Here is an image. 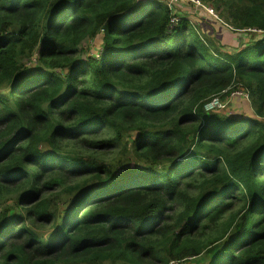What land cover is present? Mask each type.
Returning <instances> with one entry per match:
<instances>
[{
    "label": "trees",
    "instance_id": "16d2710c",
    "mask_svg": "<svg viewBox=\"0 0 264 264\" xmlns=\"http://www.w3.org/2000/svg\"><path fill=\"white\" fill-rule=\"evenodd\" d=\"M200 1L239 47L203 6L0 0V264H264V0Z\"/></svg>",
    "mask_w": 264,
    "mask_h": 264
},
{
    "label": "rangeland",
    "instance_id": "374dc122",
    "mask_svg": "<svg viewBox=\"0 0 264 264\" xmlns=\"http://www.w3.org/2000/svg\"><path fill=\"white\" fill-rule=\"evenodd\" d=\"M200 3L202 5H205L204 7L211 14H213L216 19L217 18L219 19V20L217 19L216 22H218V21L220 22V23L218 22L217 24H215L216 31L214 30L213 34L205 33V36H207V37H205L206 40H207V43L209 44L210 40H211L212 48L214 50H221L224 53L233 51V49H236L237 47H239L240 44H241V42L239 43V41H238L239 37L235 39L234 37L231 36V33L234 32L233 31L234 30L233 27L231 25H229V23H227V21L223 17L219 16V13L216 11V9L213 7V5L205 3V2H202V1H200ZM191 7L196 8V4H191V5L190 4H184V5H182V10L183 11L181 12V15H188V16L190 15V16H192V14L189 13L190 11H188V10L191 9ZM192 18H193V16H192ZM195 18H198V17L196 16ZM189 20H191V19H189ZM193 22L196 24L195 21H193ZM222 28H227V30H230L231 31L230 34L221 33ZM197 29H199V33L200 34L203 33V31L201 30V27L198 26ZM195 31H197V30H195ZM237 33H242V34L246 33L245 37H247V38L248 37H253L255 34H257L254 30H250L248 32L239 31ZM258 36H261V35L258 34ZM99 38L100 37L95 38L94 40H86V41H84V44H83L84 51H85V53L83 54L84 57H86L88 54H94L95 52L97 53V52L100 51L101 47H99V45H100L101 42L100 43L98 42ZM207 38H210V39H207ZM101 46H102V43H101ZM242 46H244V45H242ZM34 61L31 62V63H28V66L32 68V72H34L33 69L35 68V67H32V66H36L35 65L36 62H34ZM27 75H29V74H27ZM238 89L240 91H237V92H234V93L230 92L229 90H225L222 94H219L221 99L225 103V107L221 108V109H215V110L220 112L221 115H224V116H227V117L231 116V115H234V114L231 113V112H234V111H231L233 109L232 108L233 103L231 102V100L235 96L242 95V92L244 91V88H242V87H239ZM212 102H213V104H216V102H220V99L218 97H215L212 100ZM249 102L250 101L248 99L243 97L242 98V102H240V109L245 108L247 111H242L243 113L247 114L246 112H248L251 115H255V113H253V111H252V108H251ZM129 144H131V142H129ZM1 212H3V209L1 210ZM203 260H204V256L199 257L197 259L191 258V259L182 261L181 263H178V264H203Z\"/></svg>",
    "mask_w": 264,
    "mask_h": 264
},
{
    "label": "built area",
    "instance_id": "2783aa9c",
    "mask_svg": "<svg viewBox=\"0 0 264 264\" xmlns=\"http://www.w3.org/2000/svg\"><path fill=\"white\" fill-rule=\"evenodd\" d=\"M171 8L172 12H173V16H172V22L175 24L177 23L178 21H180V18L181 16V12L183 11L182 10V5L184 4H196V7L197 6H203L199 0H164ZM255 30V29H253ZM96 56H99V52L95 53ZM237 91H240L239 89L233 91L232 93L234 92H237ZM239 96V95H238ZM240 96H243L245 97L246 99H248V94L243 91L242 92V95ZM215 97H218L220 99V102H216V104H213L212 100L215 98ZM225 107V103L223 102V100L221 99L220 95H215L211 100H209L206 105H205V108L207 110H215V109H221V108H224Z\"/></svg>",
    "mask_w": 264,
    "mask_h": 264
},
{
    "label": "crops",
    "instance_id": "0c3cea01",
    "mask_svg": "<svg viewBox=\"0 0 264 264\" xmlns=\"http://www.w3.org/2000/svg\"><path fill=\"white\" fill-rule=\"evenodd\" d=\"M215 31H216V28H215ZM98 37H101V35L99 34L98 36H97V38ZM100 39V38H99ZM231 102L233 103V105H232V110L231 111H234V112H231L232 114H240V112H242V111H240V102H242V97H240V96H235L232 100H231ZM252 111H253V109H252Z\"/></svg>",
    "mask_w": 264,
    "mask_h": 264
},
{
    "label": "clouds",
    "instance_id": "9594fccd",
    "mask_svg": "<svg viewBox=\"0 0 264 264\" xmlns=\"http://www.w3.org/2000/svg\"><path fill=\"white\" fill-rule=\"evenodd\" d=\"M240 97H242V98H243V96H240Z\"/></svg>",
    "mask_w": 264,
    "mask_h": 264
}]
</instances>
